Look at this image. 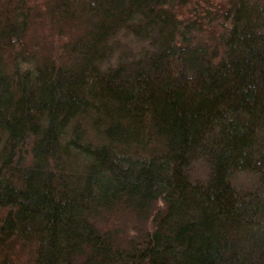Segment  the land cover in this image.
I'll return each instance as SVG.
<instances>
[{"label": "trees", "instance_id": "trees-1", "mask_svg": "<svg viewBox=\"0 0 264 264\" xmlns=\"http://www.w3.org/2000/svg\"><path fill=\"white\" fill-rule=\"evenodd\" d=\"M0 264H264V0H0Z\"/></svg>", "mask_w": 264, "mask_h": 264}, {"label": "rangeland", "instance_id": "rangeland-1", "mask_svg": "<svg viewBox=\"0 0 264 264\" xmlns=\"http://www.w3.org/2000/svg\"><path fill=\"white\" fill-rule=\"evenodd\" d=\"M221 1V0H220ZM130 45L133 47V45L130 43ZM192 178L194 180L198 181H204L206 178V170L203 165L195 166L194 172L192 174ZM241 181H243L242 178H240Z\"/></svg>", "mask_w": 264, "mask_h": 264}]
</instances>
